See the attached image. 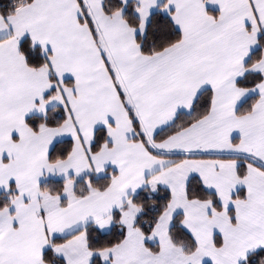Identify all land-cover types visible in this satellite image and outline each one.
Instances as JSON below:
<instances>
[{
    "label": "snow or ice",
    "instance_id": "6c2138e0",
    "mask_svg": "<svg viewBox=\"0 0 264 264\" xmlns=\"http://www.w3.org/2000/svg\"><path fill=\"white\" fill-rule=\"evenodd\" d=\"M0 264H264V0H0Z\"/></svg>",
    "mask_w": 264,
    "mask_h": 264
}]
</instances>
